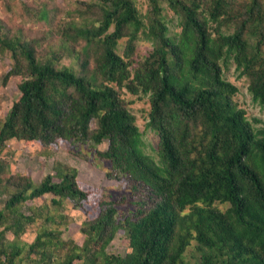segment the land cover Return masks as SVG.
<instances>
[{
	"label": "trees",
	"instance_id": "16d2710c",
	"mask_svg": "<svg viewBox=\"0 0 264 264\" xmlns=\"http://www.w3.org/2000/svg\"><path fill=\"white\" fill-rule=\"evenodd\" d=\"M166 7L178 17L174 34ZM56 11L44 5L38 17L50 22ZM59 34L61 47L45 52L37 39L0 25V50L12 60L3 83L24 75L0 122V264H191L185 252L194 240V264H264V125L253 126L259 119L247 118L234 99L238 87L223 77L232 59L264 105V0H147L143 14L135 0H78ZM141 39L152 49L136 60ZM65 56L74 62L63 64ZM122 88L149 97L146 126L158 136L157 159L144 151ZM10 139L43 146L107 139L106 175L122 174L151 201L127 215L105 202L83 220L81 245L64 240L53 215L21 208L45 194L56 207L65 198L81 207L87 194L77 170L58 163L37 183L11 173L2 157ZM39 217L34 239L19 243ZM119 230L130 248L123 255L107 251Z\"/></svg>",
	"mask_w": 264,
	"mask_h": 264
},
{
	"label": "rangeland",
	"instance_id": "374dc122",
	"mask_svg": "<svg viewBox=\"0 0 264 264\" xmlns=\"http://www.w3.org/2000/svg\"><path fill=\"white\" fill-rule=\"evenodd\" d=\"M81 1V0H80ZM91 1V0H82ZM48 2V3H46ZM78 0H0V25L3 32L10 34H20L25 38H35L43 51L59 49L61 47V36L59 27L66 17V11L72 10ZM139 11L143 14L147 8V0H135ZM44 5L55 7L56 15L52 21L46 22L38 17V10ZM164 13L168 20L169 33L174 34L179 31L178 17L172 10L165 8ZM125 39L119 40L117 52L122 54ZM152 49V44L147 40H139L135 53V59L140 60ZM61 62L63 64L73 63L70 56H65ZM10 53L0 50V122L3 121L7 111L15 101L20 91L18 83L24 75L12 76L5 83L3 77L11 66ZM223 77L235 84L238 91L234 96L237 104L244 108L247 118L259 119L252 122L256 128L264 125V105L252 99L248 90L249 80L244 75H239L232 59L223 63ZM121 96L125 99L131 112L135 115L136 123L142 132L143 148L147 154L155 159L157 155L158 136L146 126L150 103L148 95H134L125 88L120 90ZM92 127H95L93 120ZM108 140L101 143H94L92 140H57L48 146H43L37 141H24L10 139L7 147L2 153V157L9 163L11 173L27 175L37 183L48 172L54 173V166L62 163L77 170V182L79 187L86 192L87 197L81 201V207H75L70 199H63L62 206H54L51 203L52 195L45 194L43 197L27 200L23 206V212L29 214L34 210H40L43 214L48 213L55 217L51 223L52 227L61 232L64 240H71L79 245L82 244L84 235L80 231V226L85 218H93L101 209L105 202H113L117 205L118 211L122 215L135 211L141 201H151L147 192L140 187H134L122 174H115L108 177L110 163L100 156V152L107 147ZM54 180H58L54 178ZM4 195H0V208L4 204ZM218 208L225 209L229 204L214 203ZM43 217H39L35 223L29 225L26 231L19 237V243H30L39 228L42 226ZM7 237L11 238L10 234ZM195 240L187 247L185 257L194 264L199 254L194 248ZM128 238L126 234L119 230L114 239L109 243L107 251L111 253L125 254L129 251ZM59 254H63L60 252ZM22 264H28V259H21ZM73 264H81L75 260Z\"/></svg>",
	"mask_w": 264,
	"mask_h": 264
}]
</instances>
